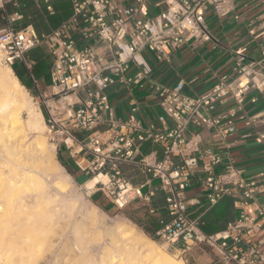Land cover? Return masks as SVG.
Returning <instances> with one entry per match:
<instances>
[{"label": "built area", "instance_id": "2783aa9c", "mask_svg": "<svg viewBox=\"0 0 264 264\" xmlns=\"http://www.w3.org/2000/svg\"><path fill=\"white\" fill-rule=\"evenodd\" d=\"M51 1L44 0L52 13ZM68 1L71 15L52 32L38 34L33 25L21 29L13 25L23 14L10 12L8 7H20L19 0H0V12L9 23L0 30L1 63L14 68L17 61L21 62L38 88L30 51L45 45L52 55L51 91L37 98L47 111L45 121L56 148L61 144L70 150L78 146L80 151L92 154V171L110 174L118 190L123 191V195L116 194L117 198H125V202L126 182L119 179L123 164L140 166L149 175L148 182L158 178L167 194L170 219L162 221L154 238L176 246L180 253L186 254L192 245L208 246L209 264H264V247L254 241L264 228V204L255 196L264 189V172L245 178L230 155L224 169L215 172L223 156L211 148L199 150L197 137L186 135L192 124L215 126L222 137L234 134L236 117L247 125L264 124L263 112L250 115L245 110L246 96L252 90L264 91V28L258 33L250 30L255 39L262 38V57L247 59L238 50L231 73L220 76L201 95L185 94L183 81L175 86L153 82L151 87L158 91L163 111L159 117L162 129L157 130L153 125H143L136 106L126 119H116L106 89L116 81L142 86L153 69L146 50L155 52L158 59H169L172 51L192 39L210 40L207 13L226 17L234 11L236 0ZM152 6L162 8L153 12ZM98 43L110 48L111 58L97 53ZM131 66L135 69L130 72ZM227 98L234 99L235 106L212 116L211 112ZM145 141L162 145L161 159L143 154L141 145ZM199 171L206 172L202 182L208 188L209 205L225 195L242 196L235 202L241 206L239 216L217 232L203 231L202 217L191 209L200 201L186 194ZM136 191L141 194L140 189Z\"/></svg>", "mask_w": 264, "mask_h": 264}, {"label": "crops", "instance_id": "0c3cea01", "mask_svg": "<svg viewBox=\"0 0 264 264\" xmlns=\"http://www.w3.org/2000/svg\"><path fill=\"white\" fill-rule=\"evenodd\" d=\"M20 7L9 5L10 12L19 11L23 17L16 20L13 25L21 29L27 25H33L38 34H48L56 29L72 13L71 3L68 0H52L51 4L54 12H48L44 0H19ZM152 3L158 0H151ZM31 5L39 11L32 15L25 13L27 7ZM161 6L153 7L152 11L157 12ZM210 12V11H209ZM220 19L218 28H209L210 40L192 39L178 49L172 51L169 59H158L155 52L146 50L145 56L152 65V72L143 85H129L114 82L106 89V93L113 105L116 119H126L133 107H137L136 114L142 120L145 127L153 125L158 130L162 129L159 120L163 113L160 106V96L158 91L151 87L153 82L175 86L183 81V92L190 96L201 95L209 91L224 74H230L236 62L237 51L244 52L247 59H259L262 57L260 41L262 38H254L250 30L256 33L264 28V0H236L234 11ZM9 25L0 12V30ZM96 51L100 55L111 58L110 48L103 44H95ZM50 67L47 72L37 79L38 88L29 76H25L19 71L21 78L30 83L27 90L35 91L38 97L41 93L48 94V81L51 84ZM23 65V64H22ZM135 68L131 66L130 72ZM12 70L17 69L14 67ZM21 77V78H20ZM252 98H256L253 102ZM235 106V100L227 98L217 105L211 112L212 116H217ZM245 110L248 114L264 113V91L252 90L245 100ZM237 130L234 134L225 137L220 136L217 127L212 125H190L186 135L188 138L196 136L199 141V150L211 148L214 152L223 156V161L215 167V172L224 169L227 155L232 156L235 166L242 170L245 178H254L259 173L264 172V124L256 123L247 125L239 117L235 118ZM170 124L171 121H170ZM260 138V140H259ZM143 154H150L152 158L161 159L163 156L162 145L160 143L145 141L141 145ZM198 154V151L195 152ZM58 162L65 169L67 174L76 184L86 188L85 184L94 176H99L92 171L93 155L80 151L78 146L73 150L68 149L64 144L57 148ZM200 163H202L200 161ZM105 175V174H103ZM206 175L205 171H199L186 190L188 198H197L200 203L191 209L194 215H200L204 221L203 231L213 233L220 231L235 220L241 211L237 199L241 195H225L216 204L209 205L207 200L208 188L202 182ZM107 182L98 181L96 186L89 192L92 202L106 212L121 213L126 219L139 226L144 232L150 234L162 226V221H168L170 215L167 209L166 193L160 188L158 178L147 179L149 175L144 173L140 166L125 163L122 166V175L119 179L126 182L127 202L118 199L116 194L119 191L116 181L111 175H106ZM141 190V194L137 193ZM114 192V193H113ZM153 192V194H150ZM150 194V195H149ZM256 200L264 204V189L256 192ZM120 203V204H119ZM254 241L264 247V228L254 238ZM211 252L204 250L199 254L197 263L209 264Z\"/></svg>", "mask_w": 264, "mask_h": 264}, {"label": "bare ground", "instance_id": "6f19581e", "mask_svg": "<svg viewBox=\"0 0 264 264\" xmlns=\"http://www.w3.org/2000/svg\"><path fill=\"white\" fill-rule=\"evenodd\" d=\"M0 91L5 97L0 100V124H3L0 136L7 132L9 120L11 123L21 122L23 127L20 108H24L29 115L27 124L30 132L40 133L39 123L44 122L41 109L31 104L29 92L18 77L2 68ZM44 143L41 142L37 153V158L41 160L49 152ZM9 145L6 143L7 147ZM4 166L6 162L0 160V176L4 174ZM18 166L10 168L7 181L0 178V198L4 196V199L14 203L0 205V264H186L183 259H174L155 240L135 227L107 226L105 236L98 237V232L91 227L87 229L85 225H79L82 220L78 207L73 203L65 206V213L64 210L31 212L39 202L23 204L21 199L24 196L21 198L19 193L23 192L21 186L34 175L29 169L20 166L19 169ZM52 170L57 179L64 177V168L60 163H56ZM107 177L103 174L94 176L86 185L93 187L98 181L105 183L109 181ZM86 215L91 222H98L96 213Z\"/></svg>", "mask_w": 264, "mask_h": 264}, {"label": "rangeland", "instance_id": "374dc122", "mask_svg": "<svg viewBox=\"0 0 264 264\" xmlns=\"http://www.w3.org/2000/svg\"><path fill=\"white\" fill-rule=\"evenodd\" d=\"M206 20L210 28H218L219 26H221L220 19L217 16H215L212 11L207 13ZM14 67L17 69V72L21 71L22 74L29 77L28 72L26 71L25 67L22 65L21 62L17 61ZM0 68L6 71H11L12 75H16V70L12 71L8 66L1 63V61H0ZM50 87L51 84L50 81H48V89ZM28 92H29L31 104L41 109L44 115V122L40 121L39 123L42 131L38 133L31 130L30 132V129L28 128L29 126L27 124L29 115L24 108L19 109L22 119L24 120L23 127H21L22 124L21 122L11 123L10 120H9L10 123L7 122L6 124L7 132L0 136V160H2L3 163L4 161L6 162V166L3 167L4 176L1 175L0 178L7 181L9 179L8 176H9L10 168L13 166L16 167L19 165L21 168L25 167L29 169L31 175H34V177L28 179L24 185L22 184H21L22 186L20 185L22 187L21 190L23 192H20L19 195L21 196V198L22 196H24V198H22L23 200L21 199L23 204L32 203L35 201L39 202L37 207L30 210L31 212L34 210H35L34 212H40V211L46 212V211H54V210H59V211L61 210L62 212V210H64L65 213V206L73 203L78 207V212L80 213V217L83 218L81 219L79 217L80 221L82 220L81 222H79V225L80 226L85 225L84 227L87 229L91 227L90 229L92 230L94 229L99 233V234L97 233L98 237L105 236L107 226L113 227L116 225H125L128 227H135L137 228V230L139 229V231H143L139 226L135 225L134 223L126 219L121 213L106 212L100 209L99 207H96V205L92 202L89 196V192L96 186V184L93 187H90L85 184L86 188H84L76 184V182L67 174L65 169L63 170L65 178L62 177L60 180L54 176V173H52L53 171L52 168L53 166L55 167L56 163L59 162L57 158V148L54 141L52 140V133L50 132L49 127L47 126L45 121L47 116L46 115L47 111L45 109V106L42 104L41 100L37 98V96L35 95V91L32 92L28 90ZM3 99H5V97H3V93L0 91V100ZM2 126L3 124H0V129ZM43 141H45L44 144H46V146L48 147L49 152L45 156V158L43 157L44 160H41L37 158L38 157L37 153L40 151L39 146ZM6 143L7 145H9L8 143H11L12 146L9 145L7 147ZM33 149L35 156L33 154ZM23 186L25 187L23 188ZM1 198L3 199V201ZM1 198H0L1 200L0 205L10 206V203L12 205L14 204L13 201L11 202L4 199V196H2ZM12 208L11 209L14 210V207ZM8 209H9L8 211H10V207ZM93 212L96 213L97 215L98 222L96 223L91 222L89 217H87L86 215V213H93ZM146 235L150 239L155 240L159 244L160 248L166 251L172 257H174V259L176 260L183 259L186 264L197 263L201 251L207 250L210 252V248L208 246H203L202 248H200L197 245H192V248L186 254H182L180 253V251L176 246L155 239L154 237L148 235L147 233Z\"/></svg>", "mask_w": 264, "mask_h": 264}, {"label": "trees", "instance_id": "16d2710c", "mask_svg": "<svg viewBox=\"0 0 264 264\" xmlns=\"http://www.w3.org/2000/svg\"><path fill=\"white\" fill-rule=\"evenodd\" d=\"M25 13L35 15V14H38L39 11L36 10V8H34L33 6L29 5L27 7V10H25ZM30 56L34 60V65H33V68H32V73H33L34 77L36 79H38L39 77H41L42 75H44L47 72V70L49 69V67H50V61H51V59H53L52 58V55H51V53H50V51H49V49H48L47 46L41 45V46H38V47L32 49L30 51ZM16 74L18 76H20L19 72H17V71H16ZM21 81H22V83L24 85H26L27 87L30 88V83L26 82L22 78H21ZM145 233H147L148 235L154 237L153 234H150L146 230H145Z\"/></svg>", "mask_w": 264, "mask_h": 264}]
</instances>
